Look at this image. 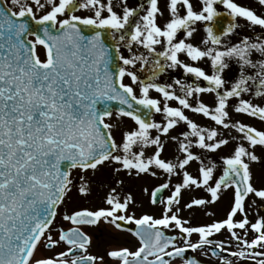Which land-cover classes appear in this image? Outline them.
<instances>
[{"label": "snow or ice", "instance_id": "1", "mask_svg": "<svg viewBox=\"0 0 264 264\" xmlns=\"http://www.w3.org/2000/svg\"><path fill=\"white\" fill-rule=\"evenodd\" d=\"M0 264H264V0H0Z\"/></svg>", "mask_w": 264, "mask_h": 264}, {"label": "flooded vegetation", "instance_id": "2", "mask_svg": "<svg viewBox=\"0 0 264 264\" xmlns=\"http://www.w3.org/2000/svg\"><path fill=\"white\" fill-rule=\"evenodd\" d=\"M102 239L108 242H119V243H128V240L130 239L126 235H121L118 241L113 240V235L111 233L105 232L102 235ZM94 251L97 249H93Z\"/></svg>", "mask_w": 264, "mask_h": 264}, {"label": "rangeland", "instance_id": "3", "mask_svg": "<svg viewBox=\"0 0 264 264\" xmlns=\"http://www.w3.org/2000/svg\"><path fill=\"white\" fill-rule=\"evenodd\" d=\"M246 2H247V0H246Z\"/></svg>", "mask_w": 264, "mask_h": 264}]
</instances>
